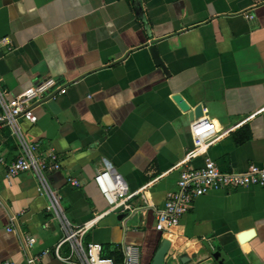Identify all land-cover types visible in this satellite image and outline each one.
Here are the masks:
<instances>
[{"label": "crops", "instance_id": "0c3cea01", "mask_svg": "<svg viewBox=\"0 0 264 264\" xmlns=\"http://www.w3.org/2000/svg\"><path fill=\"white\" fill-rule=\"evenodd\" d=\"M44 78L63 92L34 107L23 137L56 154L46 179L64 218L96 217L84 243L115 264L124 244L151 264L164 238L162 264H264V184L213 190L175 228L155 229L182 168L205 158L227 172L264 166V0H0V90L11 98ZM202 117L218 136L192 154L190 124ZM0 151L7 163L19 152L6 126ZM107 167L134 192L132 211L109 210L94 181ZM38 187L31 173L7 180L0 170V260L73 264L54 254L63 233Z\"/></svg>", "mask_w": 264, "mask_h": 264}, {"label": "built area", "instance_id": "2783aa9c", "mask_svg": "<svg viewBox=\"0 0 264 264\" xmlns=\"http://www.w3.org/2000/svg\"><path fill=\"white\" fill-rule=\"evenodd\" d=\"M63 92V86L53 78L39 80L14 97L7 98L0 90V127L6 126L11 136L15 139L19 152L16 157L6 162L0 151V170L5 179L10 180L21 173H31L39 182L38 191L50 196L47 206L59 223L62 236L54 246V254L60 259L73 264H115V260L102 254L101 244L83 242L85 232L94 223L96 217L79 225L70 224L62 215L57 198L49 191L46 173L58 170L60 165L53 152L47 154L38 152L37 143L27 142L23 137L21 122H35L34 107L41 101L54 97ZM192 136V154H201L217 138L215 126L208 118L202 117L193 120L190 124ZM94 181L101 195L108 204L109 210L122 208L132 211L127 203L134 192L130 191L122 176L111 168H102L94 175ZM69 184L79 186L80 181L68 178ZM264 184V166L250 164L243 172H227L219 168L216 163L205 158L202 166L184 167L178 174L175 189L170 191L164 200L163 206L156 210L155 229L159 232L170 231L175 228L182 217L191 207L196 198L213 190L237 189L248 184ZM9 220L14 222L11 215ZM12 230L11 226L6 227ZM67 243L70 253L61 257L59 247ZM25 248L31 246V238L25 237ZM122 264H139L140 249L134 244H124L120 248ZM37 256L28 253L26 264H35ZM0 264H15L10 260H0Z\"/></svg>", "mask_w": 264, "mask_h": 264}, {"label": "water", "instance_id": "95a60500", "mask_svg": "<svg viewBox=\"0 0 264 264\" xmlns=\"http://www.w3.org/2000/svg\"><path fill=\"white\" fill-rule=\"evenodd\" d=\"M175 100L181 105L184 107V105L182 104L183 102L180 100V97L179 96H175ZM200 111L199 109H197V114H199ZM170 246V241L167 240V239H162L161 240V243L159 244L158 248L156 249L154 255H153V258H152V261H151V264H162L163 262V259H164V256L168 250ZM212 257L219 261V257H220V252L219 251H215L212 253Z\"/></svg>", "mask_w": 264, "mask_h": 264}]
</instances>
